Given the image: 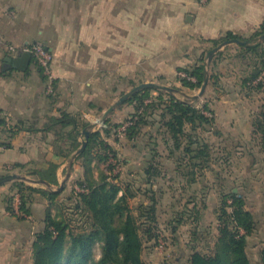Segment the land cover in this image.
Returning <instances> with one entry per match:
<instances>
[{
	"label": "crops",
	"instance_id": "0c3cea01",
	"mask_svg": "<svg viewBox=\"0 0 264 264\" xmlns=\"http://www.w3.org/2000/svg\"><path fill=\"white\" fill-rule=\"evenodd\" d=\"M263 25L264 0H209L205 4L202 0H0V120H5V125L0 124V177L17 174L31 187L62 192L58 206L72 195V180L75 175L82 178L84 169L78 162L75 173L59 191L76 154L69 159L57 155L66 146L58 142L55 132L44 131L49 120L67 112L94 125L112 107L105 112L104 104L112 103L114 89H134L154 83L153 78L161 73L191 69L216 48L212 41L232 33L249 42ZM35 43L44 44L53 55L52 94L47 93V78L33 64V57L25 71L15 69L9 62L23 56V48ZM231 45L237 44L225 45L215 58ZM241 46L236 47L241 50ZM12 47L15 51L10 50ZM179 84L171 89L182 92ZM220 87L222 82L212 85L215 94L218 91L210 103L215 123L216 117L219 122L230 118L235 124L233 132L246 136L240 131L246 113L240 102L229 103L221 96ZM189 97L198 108L203 107L198 105L203 99ZM127 105L123 111L128 115L133 108ZM254 121L249 131L259 137ZM116 137L111 138L120 143ZM126 140L130 141L127 136ZM175 155L170 152L168 157ZM51 163L59 166L58 186H46L34 175L36 170L48 169ZM145 164L140 162L137 169L141 172ZM171 165L175 166L172 177L180 178L193 200L204 201L207 185L202 186L205 189L200 186L207 183L209 172H204L198 183L187 185L179 163L173 161ZM102 166L96 160L92 163L97 179L95 170ZM129 167L132 169V163ZM160 177L153 187L158 200L156 182ZM14 182L0 186V264H33L35 235L45 224L47 210L55 215L57 206H51L37 193L29 204L31 214L18 213L21 195L13 187ZM224 191L225 188L220 193ZM10 197L14 198V214L9 211Z\"/></svg>",
	"mask_w": 264,
	"mask_h": 264
},
{
	"label": "trees",
	"instance_id": "16d2710c",
	"mask_svg": "<svg viewBox=\"0 0 264 264\" xmlns=\"http://www.w3.org/2000/svg\"><path fill=\"white\" fill-rule=\"evenodd\" d=\"M262 35L264 25L252 36L248 44L241 46V55L246 57L258 53ZM233 39L242 40L239 36L229 33L225 38L212 43L217 47ZM261 55L264 59V52ZM33 64L39 67L35 59ZM181 71L187 77H180V82L192 90H201L206 81L212 82L214 86L220 82V77L210 75L205 59H201L191 69ZM263 72L264 63L262 69L256 68L251 78L244 80L245 86L250 82H257ZM176 91L166 92L167 99L162 95L153 98L152 92H164L148 88L126 100L125 103L134 105L136 109V114L128 120L131 125L127 127L126 135L130 141H136L138 138L151 136V132L142 133L143 128L158 124L166 130L168 139L165 143L168 150L172 155L178 154L177 162L182 168V176L187 178V185H192L198 183L204 172L216 171L213 167V147L199 135V130L212 132L215 129L214 113L208 104L198 108L191 99L176 98ZM159 110L160 114L157 113ZM207 111L212 117L206 114ZM157 115L159 118H154ZM105 123L107 128L103 131H92L90 123L81 122L67 112L48 121L44 131L55 132L58 142L66 146L57 151V155L69 159L82 148L83 142L80 139L83 137L84 141H87L86 149L76 157V161L84 169V176L76 182L78 189L58 206V198L62 192L34 188L21 181L13 183V187L21 195L20 211L25 215L31 214L29 204L32 196L37 193L47 198L51 206H57L55 215L51 209L47 210L45 224L35 235L33 264H147L143 260L145 249L160 240L159 200L153 190L155 179L162 175L161 164L156 162L160 157L157 152L159 144H152L150 157L139 172V178L136 177L137 182L140 180L143 186L135 188L131 182L122 184L120 176L111 177L103 172H100L101 177L97 179L94 177L92 163L96 160L101 164H108L111 159L109 153L113 158H117L106 141L113 136V131L109 128L110 120ZM0 124L5 125V120H0ZM254 128L260 137L261 152L264 153V112L255 119ZM85 129L91 132L88 138L83 134ZM149 146L150 144L147 148ZM58 168L57 164L51 163L48 169L36 170L34 175L38 182L46 186H58ZM113 168L108 165L109 170L113 171ZM235 189L236 187H233L229 192L221 194V204L216 210L219 234L215 247L208 253L196 249V237L200 233L196 226L193 230L194 238L188 247L190 253L187 262L176 258L175 264H252L247 252L248 238L258 231L259 223L256 215L247 209L246 199L240 190L236 193ZM146 194H150L149 204L142 203L135 214L129 201ZM193 199L195 198L191 197L194 204L192 210L186 207L169 221L168 225L173 233H177L181 225H198L201 221L200 214L194 213L199 204ZM13 203L14 198L10 197L9 211L14 214ZM97 245L101 251L99 259L95 258ZM260 258L261 264H264V249Z\"/></svg>",
	"mask_w": 264,
	"mask_h": 264
},
{
	"label": "rangeland",
	"instance_id": "374dc122",
	"mask_svg": "<svg viewBox=\"0 0 264 264\" xmlns=\"http://www.w3.org/2000/svg\"><path fill=\"white\" fill-rule=\"evenodd\" d=\"M202 2L205 4L209 2V0H202ZM260 43V51L254 55H247L245 57L241 55V50L237 49V45H231L224 49L223 52L219 53L216 58L214 55L211 62L208 56H204L203 58L208 66L210 75L220 77V83L222 82L223 86L220 87L221 96L225 97L229 103L232 101L240 102L242 110L246 113V118L241 124L242 129H240V131L246 136H239L237 132H233L232 129L235 127V124L230 118L228 121L219 122L216 117V112L215 129L212 132L201 131L202 136H204L213 147L215 159L213 166H215L216 171L214 173H207V183L200 186L201 189H203L204 187L202 186L207 185L205 191L207 196L204 198V201L201 199H199L201 201H196L199 205L195 208L196 210L194 213H197V215L200 214L199 217L201 218L198 225L197 223L181 225L178 227L177 233H173L172 228L168 225L175 214L184 211L186 207L192 210L194 204L191 202V192H187V188L184 189L185 185L180 184V178L177 177L174 179L172 177L175 166L171 165V162L179 161V157L178 154L172 158L168 157L170 150H168L167 144L165 143L168 139V136L166 137L165 134L166 130L162 127L160 128L158 124L149 126L143 128L142 133L151 132V136H144L136 139V141L128 142V140H126V129L129 126L127 124L130 123L128 120L136 114L135 106L131 104L127 105L126 108H133H131V113L127 115L125 111H123L127 103H123L116 106L115 110L108 116L109 119L107 120H110L109 128L112 129L113 136H118L116 138L121 142L115 143V137L111 138V141L109 140L111 143L108 141V143L112 145L111 149L116 153L117 158H113L111 153H109V158H111L109 163H99L103 166L95 170L98 178L101 177L100 172H103L111 177L120 176L122 184L131 182L135 188H138L140 185L143 186L140 180H138V182L136 180V177L139 178L140 172V170L137 169V164L146 161L150 157L149 152L150 149L153 148L152 144H159L157 152H159L160 157L157 158L156 162L162 164L161 170L163 175L157 180L156 185L159 198L158 221L161 238L151 243L149 247L145 249L143 260L147 264H175L176 258H180L186 263L187 256L190 253L188 247L191 240L194 238L193 230L196 226H198L200 230L198 237H196L198 238L196 249L204 253L211 252L215 247L219 234L218 214L216 210H218L221 204L222 193H220V191L225 188L224 192H229L233 187H236V193L240 190V193L246 199L247 209L252 211L258 220L259 229L254 235L248 238L247 252L252 264H261L260 256L264 249V153L261 152L260 137L254 136L249 131V126L259 114L264 112V72L257 82H250L246 86L244 84V80H249L256 68H263L264 59L261 57V54L264 52V41L260 39ZM184 75L185 73L179 71V68H177L175 72L161 73L159 77L153 78V82L162 86L176 88L175 85L179 84L177 83L179 82V78H183ZM179 85L183 87L182 92H185V94L181 91L176 92V98L180 100H187V97H189L188 95H190L189 98L198 96L201 91L189 89L181 84ZM210 85L203 97H198V100L203 99V102L198 104L199 106L212 103L213 98L217 95L218 91L215 94L212 88L214 84L211 82ZM259 85L262 86L259 87ZM132 89H114L112 92V103L104 104L105 112ZM162 92L164 93L152 92L151 96L153 98H158L162 95L167 99L166 91ZM206 101H208V103H206ZM191 102L193 103V101ZM211 105L212 104H210V106ZM212 109H214L213 106H211V110ZM157 113L160 114L161 110ZM206 114L212 117V114L208 111ZM158 116L159 115L154 118H159ZM91 126L93 128L92 131H103L107 128L105 121L103 122L100 118L95 120V124ZM117 126L120 127L116 128ZM81 140L84 141L85 139L82 137ZM149 144L150 146L147 149L146 147ZM128 162L132 163V169H130L131 167H129ZM78 164V162L74 161L73 168L71 169L68 167L67 175L70 174L71 177L72 173L74 174L76 171L75 165ZM108 165L114 167L113 171L108 169ZM130 170L132 171L131 175L128 173ZM216 175L219 176L217 179L215 177ZM77 180L78 177L75 175L70 187L72 193L75 189H78V187L75 186ZM149 202L150 194H146L131 199L129 205L133 209V212L137 214L136 209L142 203L147 205ZM203 208L206 209L204 213L202 211ZM100 256V247L97 245L95 249V258L99 259Z\"/></svg>",
	"mask_w": 264,
	"mask_h": 264
},
{
	"label": "water",
	"instance_id": "95a60500",
	"mask_svg": "<svg viewBox=\"0 0 264 264\" xmlns=\"http://www.w3.org/2000/svg\"><path fill=\"white\" fill-rule=\"evenodd\" d=\"M261 40H264V35L261 36L260 38ZM248 41H242L240 39H233L230 41H227L221 45H219L218 47H216L215 49H213L210 53H209V61H212L213 56L225 45L228 44H237V45H246L248 44ZM32 61V54L31 53H25L23 56L20 57H16L13 59H10L9 62L12 63L13 67L17 70L20 71H25L27 70V68L30 66ZM209 81H206L205 84L203 85L200 93L198 96H196L195 98L198 99L199 96H203L207 86H208ZM148 88H153L156 90H161V91H166V92H173V90L169 87L166 86H160L158 84L155 83H144L140 86L135 87L134 89H132L130 92L126 93L124 96H122L120 98V100L113 105L104 115L102 121L104 122V120L106 119V117L115 109L116 106L124 103L126 100H128L130 97H132L133 95H135L136 93L144 90V89H148ZM83 134L88 138L91 135V132L88 129H85L83 131ZM87 147V141L83 142L82 148L76 153L77 157L80 153H82ZM75 161V158L73 159V161L71 162V168H73V163ZM70 177V174L67 175V178L65 180V182L59 187V191L64 189L65 183L67 182L68 178ZM25 180V178L23 176L17 175V174H13V175H6V176H2L0 177V186H2L3 184L9 183V182H14V181H23Z\"/></svg>",
	"mask_w": 264,
	"mask_h": 264
},
{
	"label": "built area",
	"instance_id": "2783aa9c",
	"mask_svg": "<svg viewBox=\"0 0 264 264\" xmlns=\"http://www.w3.org/2000/svg\"><path fill=\"white\" fill-rule=\"evenodd\" d=\"M10 50L15 51L12 47ZM24 53H31L32 57L37 61L39 67L42 69L44 76L47 78V93L52 94L54 91V78L52 75V63H53V55L49 52L46 46L42 43H35L30 46L23 48ZM184 77H187L185 74ZM131 125V123L127 124ZM20 212V209L18 211Z\"/></svg>",
	"mask_w": 264,
	"mask_h": 264
}]
</instances>
